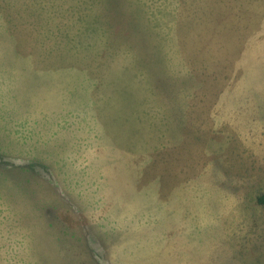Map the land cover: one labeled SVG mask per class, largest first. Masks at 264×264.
<instances>
[{"label": "rangeland", "instance_id": "1", "mask_svg": "<svg viewBox=\"0 0 264 264\" xmlns=\"http://www.w3.org/2000/svg\"><path fill=\"white\" fill-rule=\"evenodd\" d=\"M264 0H0V264H264Z\"/></svg>", "mask_w": 264, "mask_h": 264}, {"label": "trees", "instance_id": "2", "mask_svg": "<svg viewBox=\"0 0 264 264\" xmlns=\"http://www.w3.org/2000/svg\"><path fill=\"white\" fill-rule=\"evenodd\" d=\"M258 201H259L260 203H264V196H260V197L258 198Z\"/></svg>", "mask_w": 264, "mask_h": 264}]
</instances>
